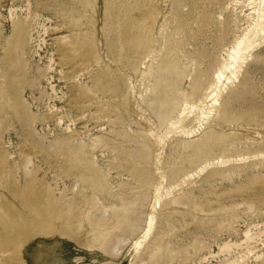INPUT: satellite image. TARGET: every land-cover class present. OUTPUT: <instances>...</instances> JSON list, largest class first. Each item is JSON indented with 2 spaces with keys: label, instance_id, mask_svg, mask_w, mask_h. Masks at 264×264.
<instances>
[{
  "label": "rangeland",
  "instance_id": "374dc122",
  "mask_svg": "<svg viewBox=\"0 0 264 264\" xmlns=\"http://www.w3.org/2000/svg\"><path fill=\"white\" fill-rule=\"evenodd\" d=\"M17 1L0 0V86L5 87L3 97L0 95V231L4 223L13 233L24 230L32 213V209L16 197V182V193L26 191L34 208L41 206L58 214L70 209L74 235L97 246L100 244L95 241L97 233H105L106 227L98 229L91 225L88 216L103 206L118 204L121 197L130 194L132 187L138 184L132 173L137 167L147 170L151 181L159 183L164 178L163 186L173 184L175 187L173 195L167 197L163 190L165 197L161 207L155 210L152 196L148 209L156 215V228L149 246L153 247L161 239L164 245L160 264H254L258 261L254 257L257 253L262 254L259 261H263L264 43L252 51L238 80L223 91L220 106L205 125L206 129L225 136L223 151L190 163L192 149L179 153L178 146L182 139H188L184 130L197 127L191 119L210 107V99L203 105L196 102L197 109L182 127L160 126L139 98L148 92L149 74L143 77L115 64L113 71L120 88L111 101L93 93L84 95L80 83L89 84L97 73L105 71L106 40L102 28L104 20L109 18L106 0H96L95 13L89 9L85 17H81L83 8L78 3L75 8L80 26L67 25L68 21L60 18L57 11L46 10L43 7L46 0ZM228 1L220 0V7ZM109 2L112 21L121 9L122 0ZM147 5L159 12L153 34L154 52L147 65L155 68L166 51L173 50L177 65L189 71L183 90H191L194 83L203 82L202 93H206L216 80L214 75L224 50L242 33L245 21L236 27L233 13L229 12L228 33L220 36L214 31L219 27L216 17L220 11L215 7L209 26L213 29L201 36L198 30L206 28L205 22L198 20L192 0H137L133 15ZM90 16L94 25L88 20ZM179 17L183 19L185 30L181 50L174 43L178 38L175 28ZM22 25L29 31L24 55L11 43L15 39L11 37L15 35L13 31ZM92 29L95 45L90 40ZM65 37H69L71 43L69 39L63 40ZM99 54L102 59L96 64ZM52 58V69L43 71ZM85 65H90L85 73L95 71L83 76L80 82L71 72L76 66L83 69ZM141 68L145 71L144 65ZM20 75L24 76L22 82ZM6 96H10L18 108L20 106L19 110L4 101ZM108 114L110 117H104ZM201 135V131L194 134L195 143ZM96 136L102 141L92 149L90 143ZM80 146L82 162L72 155L73 148ZM130 153H144L145 158L131 162ZM24 154L31 160L27 176L23 171ZM219 155L224 163H214L198 172V166ZM190 173L194 174L193 178L181 183ZM174 198L184 199L176 203ZM90 203L94 205L92 211ZM53 224L54 221L50 222L46 230L55 229ZM249 230L254 239L246 242L245 233ZM226 243L233 245L231 249H222ZM12 248H8V252L0 250V264H10ZM19 248L23 264H97L108 260L98 247L82 246L75 238L63 235H36ZM149 250L135 253L137 261L145 258ZM132 253L129 243L122 247L119 263L129 264Z\"/></svg>",
  "mask_w": 264,
  "mask_h": 264
},
{
  "label": "bare ground",
  "instance_id": "6f19581e",
  "mask_svg": "<svg viewBox=\"0 0 264 264\" xmlns=\"http://www.w3.org/2000/svg\"><path fill=\"white\" fill-rule=\"evenodd\" d=\"M41 1L43 2L44 0ZM95 1L96 0H46L43 7L46 10L50 9L57 11L60 18L68 21L67 25L80 26L82 23L78 24L80 17H77L75 8L76 5L79 3L83 8V15L81 17H85L84 14L86 15L89 9L93 11V14L95 13ZM110 2L109 0H106V15L109 16V18L108 20H104L105 22L102 28L103 36L106 40L105 57L107 61H104L105 71L101 74L97 73L89 84L80 83L81 87L83 88L84 95L87 93H93L99 97L101 96L102 98H107L110 102L112 97L117 94L120 88L119 80L116 78L113 71V65L115 64L125 67L134 74H141L143 77L149 74V77H151V84L147 87L148 92H146L144 95L141 94L139 98L141 99V105L150 111L160 126L168 125L169 129L176 128L177 126L182 127L183 122L188 117H190L191 112L197 109L195 103L200 102V105H203L207 100L210 99L212 101L210 107L205 109L204 112L202 111L200 115H195L194 120L191 119V123L195 122L197 127H191L184 130V134L187 135L188 139H182L180 141L178 152L182 153L185 150L192 149L193 155L189 159L190 163L207 158L214 152H222V147L225 143V136L217 133L213 129H206L205 125L207 124V120L211 117L210 115H213L216 107L220 106L219 98L223 91L227 89L229 85L234 84L238 80L243 65L247 62L249 57H251L252 51L257 46L264 43V0H229L221 7L220 0H192V4L194 5L193 10L197 12L198 20L205 22L204 25L206 28H199L198 30V33L201 36L206 35V33L213 29L209 28V26L212 25L210 20L212 19L213 10L215 7L220 8V11L216 17L219 27L215 28L214 31L220 36L228 33L227 31L229 29H227L226 26L228 24L227 17L229 12L233 13L234 24L236 27H238L239 22L241 21H245L246 23V26H243L244 29L242 30V33L235 38L234 43L230 47L226 49L224 48V57L222 58L214 75L216 80L204 94L202 93L203 89L201 88L203 85L205 86V83L203 82H199L198 84L194 83L191 90H183V82L189 71L187 68H181L177 65V59L174 56L175 52L173 50H167L155 68H153L152 64L147 65V63L150 61L149 59L151 54L154 52L153 34L156 30L155 27L159 14L155 7L152 5H147L146 9L141 11L139 10L138 14L133 15L132 10L137 9L134 7V4L137 2V0H122L121 9L119 12L114 14V17H112L111 21L110 17L112 16V12L110 13L111 9L108 6ZM26 10L28 11L30 9L28 8ZM15 13L14 15H16ZM88 20L94 25L93 16L88 17ZM16 27H18L17 24ZM16 27L14 26V28ZM182 27L183 19L182 17H179L178 26L175 28L178 38L174 40V43L175 46H177V48L180 50L184 44L182 35L185 30ZM27 31V28L22 25L13 31L15 35H12H14V37L11 36L12 38H15L11 41L12 46H14L13 48H15V50L20 48L21 55H24V50L26 51L25 46L27 44V36L29 32ZM90 34V40L92 44L95 45V32L93 29L90 31ZM68 39L69 37H65L63 40ZM69 40V43H71V39ZM96 53H99V51L96 50ZM101 59L102 58L99 54L95 59L96 64H99ZM53 61L54 60L52 58L51 64H48L49 66H47V68L43 71L51 70L54 65H52ZM142 65H144L145 71H142ZM89 67L90 65H85L83 69H80L76 66V68H74L71 72L72 77L77 78V80L79 79L81 82V78L83 76L91 75L92 72L95 71V69H93L85 73V70H87ZM20 77L22 82V77L24 76L20 75ZM3 87L0 86V95H2V97L4 95L3 90L5 88ZM17 90L18 89L16 88V91ZM13 91L16 92L14 89ZM16 94L19 95V93ZM5 98L6 100L4 101H6V103L10 104L14 109L19 110L20 106L18 108V105H16L17 103H14V100H12L10 96H6ZM1 109L2 108H0V110ZM18 116H21V114L19 113ZM104 117H110V115L108 114ZM200 131L202 135L195 143L193 136ZM101 141L102 139L96 136L93 140H91L90 147L94 149L98 143H101ZM38 146L40 147V145ZM58 146L59 145H57V147ZM62 149L64 150V148ZM73 149L72 155L75 156L78 161L82 162V147L80 146L79 148ZM65 152L66 151H64V154ZM220 157H215L216 159L206 163L203 162L205 164L201 163V166H198L200 164L198 163V172H203L208 166L214 163H224V158ZM144 158V153H130L128 155V159L131 162H138ZM23 162V171L25 176H27L30 174L29 165L31 163L30 156L28 154L23 155ZM80 162H78V166ZM132 173L136 176L138 184L132 187L130 194L121 197L118 204L111 207L103 206L101 210L93 213L91 212L88 216V221L91 225L98 229L101 227H106L105 233L101 231L97 233L95 241H99L100 243L97 246H95L96 244L90 245V243L83 242L82 238L74 235L71 220L73 212L70 209L58 214L52 210L46 211L41 206L34 208L35 204L26 191L18 194L16 193L18 184L15 182L14 185L16 189L14 190L16 197L22 199V201L32 209V213L29 216L28 221L25 222L26 225L24 230H19L18 232L13 233L11 228L6 226L4 223L3 228L0 231V250L3 252H8V248L13 247L10 264H23L19 246L23 244L25 240L41 234L49 236L63 235L72 239L75 238L82 246H90L91 248L98 247L103 254L108 256V260L99 262L97 264H120L118 259L120 256H122V247H125L128 243L130 244V248L133 250L132 257L129 258V264H160L164 245L161 239L157 240L153 247L149 246V241L156 228V215L154 212H149L148 209L151 206L152 196H154L152 209L155 210L156 208L161 207L163 197H165L163 195V190L166 191L167 197L172 194V191L175 187L173 184H169L167 187L163 186L165 182L164 178L159 183L151 181L147 170L142 168L135 167L133 168ZM193 175L194 174L191 173L186 174L181 183L185 184V181ZM180 199L183 200L184 198H174L173 202L179 203L181 201ZM94 201L95 200L92 197V202ZM89 206L90 210L92 211L94 209L93 203H90ZM52 221H54L53 225L55 226V229H52V231H47L46 227ZM245 239L246 242L253 240L254 234H252L250 230L247 231L245 233ZM231 246L233 245L226 243L222 249H231ZM146 248L150 249L146 257L140 261H137L135 253L141 254V252ZM261 256L262 254L258 253L254 256L255 259L258 260L254 264H264V260L259 261Z\"/></svg>",
  "mask_w": 264,
  "mask_h": 264
}]
</instances>
